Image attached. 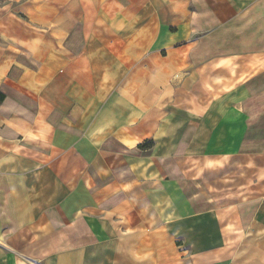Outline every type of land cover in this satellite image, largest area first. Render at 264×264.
<instances>
[{
    "label": "crops",
    "instance_id": "obj_1",
    "mask_svg": "<svg viewBox=\"0 0 264 264\" xmlns=\"http://www.w3.org/2000/svg\"><path fill=\"white\" fill-rule=\"evenodd\" d=\"M263 26L264 0H0V264H264Z\"/></svg>",
    "mask_w": 264,
    "mask_h": 264
},
{
    "label": "rangeland",
    "instance_id": "obj_2",
    "mask_svg": "<svg viewBox=\"0 0 264 264\" xmlns=\"http://www.w3.org/2000/svg\"><path fill=\"white\" fill-rule=\"evenodd\" d=\"M243 27V29L240 31V32H238V29H239V27L238 26H236V28H235V31H233L234 33H239V34H243V33H246L247 35L249 34V33H253V32H255V30L256 29H259L260 28V26L259 25H254V24H247L246 26H242ZM263 32H264V26H263ZM254 43H256V42H254V40H251V42H248L247 43V45L249 44V47L248 46H246L247 48H252V47H254Z\"/></svg>",
    "mask_w": 264,
    "mask_h": 264
},
{
    "label": "trees",
    "instance_id": "obj_3",
    "mask_svg": "<svg viewBox=\"0 0 264 264\" xmlns=\"http://www.w3.org/2000/svg\"><path fill=\"white\" fill-rule=\"evenodd\" d=\"M5 96L0 92V103L4 100Z\"/></svg>",
    "mask_w": 264,
    "mask_h": 264
}]
</instances>
